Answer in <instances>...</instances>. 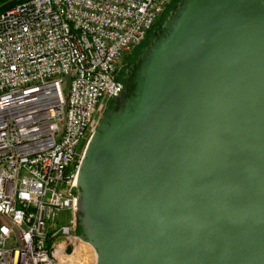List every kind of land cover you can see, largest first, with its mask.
I'll return each mask as SVG.
<instances>
[{"label":"water","instance_id":"1","mask_svg":"<svg viewBox=\"0 0 264 264\" xmlns=\"http://www.w3.org/2000/svg\"><path fill=\"white\" fill-rule=\"evenodd\" d=\"M77 171L96 264H264V0H180Z\"/></svg>","mask_w":264,"mask_h":264},{"label":"built area","instance_id":"2","mask_svg":"<svg viewBox=\"0 0 264 264\" xmlns=\"http://www.w3.org/2000/svg\"><path fill=\"white\" fill-rule=\"evenodd\" d=\"M174 2L20 0L0 13V264H76L79 163L124 60Z\"/></svg>","mask_w":264,"mask_h":264},{"label":"rangeland","instance_id":"3","mask_svg":"<svg viewBox=\"0 0 264 264\" xmlns=\"http://www.w3.org/2000/svg\"><path fill=\"white\" fill-rule=\"evenodd\" d=\"M178 1H180V0H175V4L174 5H176V3L178 2ZM174 5H172V7L171 8H169L170 10L174 7ZM168 9V11L166 12V14L159 20V22L157 23V25L155 26V28H154V30L155 31H157L160 27H161V25H162V23H163V21H164V19H165V17L167 16V14H168V12L170 11ZM154 31V32H155ZM153 32V33H154ZM153 33H151V34H149L146 38H145V40L140 44V46L130 55V56H128L125 60H124V63H123V66H122V69H121V76H120V80H121V82L123 83V77H124V72H125V70H126V68L130 65V63L132 62V61H134V59L137 57V55L139 54V53H141L142 52V50L144 49V47L147 45V43L150 41V39L153 37ZM83 148V147H82ZM82 150V149H81ZM69 218H70V213L69 212H63V213H61L60 214V225L61 224H63V223H66V221L65 220H69ZM78 235H79V233H78Z\"/></svg>","mask_w":264,"mask_h":264},{"label":"bare ground","instance_id":"4","mask_svg":"<svg viewBox=\"0 0 264 264\" xmlns=\"http://www.w3.org/2000/svg\"><path fill=\"white\" fill-rule=\"evenodd\" d=\"M73 261L76 264H94L96 255L93 248L85 243H79L76 246Z\"/></svg>","mask_w":264,"mask_h":264},{"label":"trees","instance_id":"5","mask_svg":"<svg viewBox=\"0 0 264 264\" xmlns=\"http://www.w3.org/2000/svg\"><path fill=\"white\" fill-rule=\"evenodd\" d=\"M19 2H20V0H0V13H4L5 11H7L8 9H10L12 6L16 5ZM174 4H175V2L172 5H174ZM172 5H171V7H172Z\"/></svg>","mask_w":264,"mask_h":264},{"label":"flooded vegetation","instance_id":"6","mask_svg":"<svg viewBox=\"0 0 264 264\" xmlns=\"http://www.w3.org/2000/svg\"><path fill=\"white\" fill-rule=\"evenodd\" d=\"M154 31H155V30L153 29L151 33H153ZM151 33H149V34H151Z\"/></svg>","mask_w":264,"mask_h":264}]
</instances>
